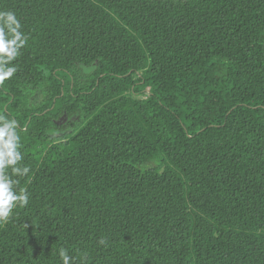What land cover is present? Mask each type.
I'll use <instances>...</instances> for the list:
<instances>
[{
  "label": "trees",
  "instance_id": "obj_1",
  "mask_svg": "<svg viewBox=\"0 0 264 264\" xmlns=\"http://www.w3.org/2000/svg\"><path fill=\"white\" fill-rule=\"evenodd\" d=\"M7 11L28 42L0 116L30 172L0 264H62L61 247L72 264H264V0Z\"/></svg>",
  "mask_w": 264,
  "mask_h": 264
},
{
  "label": "clouds",
  "instance_id": "obj_2",
  "mask_svg": "<svg viewBox=\"0 0 264 264\" xmlns=\"http://www.w3.org/2000/svg\"><path fill=\"white\" fill-rule=\"evenodd\" d=\"M21 28L15 13L0 12V86L17 72L12 62L28 42ZM17 128L15 119L0 116V223H6L16 207H25L29 201L27 190L17 191L19 180L12 178L24 177L30 172L28 166H20L19 163L24 157L20 151L21 138ZM99 243L104 244L105 240L101 239ZM58 255L62 264H72L73 258L68 255L67 249L61 247Z\"/></svg>",
  "mask_w": 264,
  "mask_h": 264
}]
</instances>
